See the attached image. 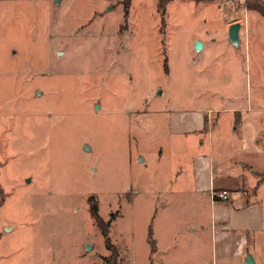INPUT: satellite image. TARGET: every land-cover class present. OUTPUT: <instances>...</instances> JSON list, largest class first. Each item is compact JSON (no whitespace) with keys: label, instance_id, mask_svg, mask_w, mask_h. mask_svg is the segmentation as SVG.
Wrapping results in <instances>:
<instances>
[{"label":"rangeland","instance_id":"1","mask_svg":"<svg viewBox=\"0 0 264 264\" xmlns=\"http://www.w3.org/2000/svg\"><path fill=\"white\" fill-rule=\"evenodd\" d=\"M124 2L0 0V264H106L93 204L110 220L116 264H131L129 245L148 264L150 222L176 227L182 253L192 240L180 230L196 225L200 249L183 254L212 264L206 195L179 190L178 177L159 194L154 179L188 175L197 153L168 138L170 110L264 103V16L242 0H167L163 14L157 0ZM215 115V159L241 139L252 151L264 110Z\"/></svg>","mask_w":264,"mask_h":264},{"label":"crops","instance_id":"2","mask_svg":"<svg viewBox=\"0 0 264 264\" xmlns=\"http://www.w3.org/2000/svg\"><path fill=\"white\" fill-rule=\"evenodd\" d=\"M256 99V102L253 101L254 105H251V100H248L245 104L246 108L220 109L219 107L201 106L172 109L168 114L167 136L179 141L177 144L175 143V147L178 148L176 150H183V141L185 142L189 138L197 153L190 159L191 171L188 172V175L173 174L170 178L158 175L157 180H154L157 182V186L162 185L158 190L159 194L165 195L173 188V185L170 189L169 186L163 185V179L171 180L172 178L175 180L178 177L179 181L176 186L179 190H186L193 195H206L209 207L208 252L212 264H245L247 255L253 259L252 264H264V256L260 252L261 242H264V120L260 138H253L252 135L250 137V142L254 146L251 147L252 151L245 143L248 140L237 138V136L233 140L241 139V144L238 146L233 142V150H230V153L218 152L219 155L215 159L213 139L209 137L212 130L210 126L216 113L234 111L238 112L240 117L249 111L264 110V103L260 102V97H256ZM212 115H214L213 120H211ZM238 131L239 124H234L229 135ZM233 140L231 139V141ZM205 146L206 148H204ZM158 148L156 155L160 159L163 147L158 146ZM248 151L257 154V157H252L253 153ZM152 189L156 190L154 186ZM222 190L227 192L228 200L212 198V193ZM155 199V203H157V198ZM152 209H154L152 211L154 219L156 212L162 209L157 204L152 205ZM158 209L160 210L158 211ZM151 223L147 226L148 235L146 236L149 247L147 250L148 264H191L185 254L189 256L192 252L194 257L196 247L200 249L198 242L197 244L193 242V238L199 237L200 232V230H196V225L191 227L189 232L185 229L180 230L182 231L181 236L187 238L188 241L192 240L190 246L186 247L188 251L186 249L183 254L184 248L180 250L179 245L184 239H180L176 227L168 226V230H165V224H163L160 229L159 227L152 228ZM197 226L199 229L202 228L201 224ZM179 252L182 253L180 254L182 256H177ZM126 255V260L135 264L132 259L131 245H129V249H126Z\"/></svg>","mask_w":264,"mask_h":264},{"label":"trees","instance_id":"3","mask_svg":"<svg viewBox=\"0 0 264 264\" xmlns=\"http://www.w3.org/2000/svg\"><path fill=\"white\" fill-rule=\"evenodd\" d=\"M126 4H128L129 0H124ZM193 1H199V0H193ZM207 1H212V0H207ZM157 10L158 12H160V14H163L165 6L167 5V0H157ZM242 2L244 3L243 5L249 9H253L256 10L258 12H260V14H262L264 16V0H242ZM90 216L91 218H93L96 226H99L101 228V233L103 234V236L105 237V247L108 248L111 253L109 254V256H104L102 257L103 261L106 264H116L115 260H116V256H117V248H115V246H113L108 238V227L110 225V220L104 222L102 220V218H100V216L98 215V207L97 204H93L90 206Z\"/></svg>","mask_w":264,"mask_h":264},{"label":"water","instance_id":"4","mask_svg":"<svg viewBox=\"0 0 264 264\" xmlns=\"http://www.w3.org/2000/svg\"><path fill=\"white\" fill-rule=\"evenodd\" d=\"M239 24L238 23H231L229 25L228 28V41H230V43L232 45L238 46L239 43ZM194 47L196 48V50H199L202 48V44L200 41H196L194 43ZM253 263V259H251V257L249 255L246 256V261L245 264H252Z\"/></svg>","mask_w":264,"mask_h":264},{"label":"built area","instance_id":"5","mask_svg":"<svg viewBox=\"0 0 264 264\" xmlns=\"http://www.w3.org/2000/svg\"><path fill=\"white\" fill-rule=\"evenodd\" d=\"M227 192L226 191H219L216 193H212V198L218 199V200H228L227 198Z\"/></svg>","mask_w":264,"mask_h":264}]
</instances>
